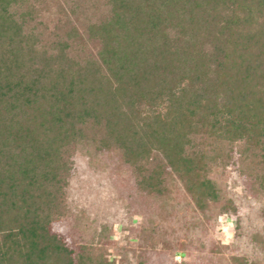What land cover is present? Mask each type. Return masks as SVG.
<instances>
[{"label":"trees","instance_id":"trees-1","mask_svg":"<svg viewBox=\"0 0 264 264\" xmlns=\"http://www.w3.org/2000/svg\"><path fill=\"white\" fill-rule=\"evenodd\" d=\"M69 2L0 0V264H109L53 229L92 127L149 194L171 173L217 199L203 135L244 144L264 187V0H90L100 19L71 7L44 43L45 5Z\"/></svg>","mask_w":264,"mask_h":264},{"label":"rangeland","instance_id":"rangeland-1","mask_svg":"<svg viewBox=\"0 0 264 264\" xmlns=\"http://www.w3.org/2000/svg\"><path fill=\"white\" fill-rule=\"evenodd\" d=\"M71 1L65 9L45 5L37 27L44 43L71 7L81 26L105 11L91 8L90 0H79L80 7ZM89 130L74 150L66 207L53 224L73 248L85 245L109 264H264V187L255 177L262 164L241 155L244 144L197 137L195 150L204 153L217 190L201 209L176 174H166L162 194L140 189L123 150L103 146L97 129Z\"/></svg>","mask_w":264,"mask_h":264}]
</instances>
